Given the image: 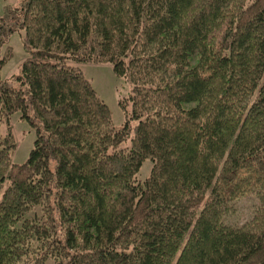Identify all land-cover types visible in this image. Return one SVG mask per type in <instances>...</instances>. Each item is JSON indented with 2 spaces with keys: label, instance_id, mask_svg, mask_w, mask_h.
Listing matches in <instances>:
<instances>
[{
  "label": "trees",
  "instance_id": "obj_1",
  "mask_svg": "<svg viewBox=\"0 0 264 264\" xmlns=\"http://www.w3.org/2000/svg\"><path fill=\"white\" fill-rule=\"evenodd\" d=\"M15 30L0 127L35 137L14 164L0 132V264H264V0H19ZM77 58L129 81L119 127Z\"/></svg>",
  "mask_w": 264,
  "mask_h": 264
},
{
  "label": "rangeland",
  "instance_id": "obj_2",
  "mask_svg": "<svg viewBox=\"0 0 264 264\" xmlns=\"http://www.w3.org/2000/svg\"><path fill=\"white\" fill-rule=\"evenodd\" d=\"M252 0H245V4ZM19 0H0V16L3 13L4 7H16ZM22 34L15 30L10 33L6 42L0 46L1 56L5 51L10 52V56L6 59L4 65L0 69V79H9L12 75L17 73L21 63L27 58L28 54L22 47ZM10 48L8 49V47ZM79 58V57H78ZM70 62L72 66L81 71L83 76L89 80L91 86L101 100L107 105L111 114V123L119 127L125 119V112L123 113L118 103L121 102L130 92L132 86L129 81L123 78H118L114 75L111 65L108 63L96 62ZM264 77V71L261 73V78ZM130 107L127 108V110ZM131 124H134L132 122ZM9 131L15 143V147L11 152L10 161L14 164H22L26 161L28 153L33 146L34 131L30 127L27 120L21 119L19 112L16 111L9 116L8 124L3 123L0 127L1 134ZM128 146L127 140L122 144V147ZM152 164L149 159L144 160L138 172V179L143 180L149 173ZM251 195L239 197L233 204L231 210V219L243 222L251 217L255 201ZM246 220V221H247Z\"/></svg>",
  "mask_w": 264,
  "mask_h": 264
}]
</instances>
